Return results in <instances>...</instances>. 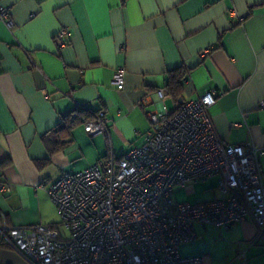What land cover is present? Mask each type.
I'll return each instance as SVG.
<instances>
[{"label": "crops", "instance_id": "obj_1", "mask_svg": "<svg viewBox=\"0 0 264 264\" xmlns=\"http://www.w3.org/2000/svg\"><path fill=\"white\" fill-rule=\"evenodd\" d=\"M0 6L9 7L12 20L11 26L0 20V183L9 187L0 191V224L55 225L49 183L140 146L152 128L146 112L161 106L155 90L166 91L169 72L179 67L187 74L179 97L164 99L168 110L214 88L220 95L209 113L218 136L231 144L250 140L264 151L258 106L264 0H0ZM61 27L69 33L60 48L53 36ZM118 67L125 69L122 89L112 82ZM81 105L84 114L104 110L107 134L84 131ZM259 169L264 178V153ZM209 188L206 201L218 195L215 184ZM196 231L180 245L181 256L264 264V234L251 217L221 232L200 224ZM0 264L28 262L1 242Z\"/></svg>", "mask_w": 264, "mask_h": 264}, {"label": "built area", "instance_id": "obj_2", "mask_svg": "<svg viewBox=\"0 0 264 264\" xmlns=\"http://www.w3.org/2000/svg\"><path fill=\"white\" fill-rule=\"evenodd\" d=\"M0 20L12 25L8 6H0ZM68 33L67 27L57 30V47L66 45ZM124 74V67L114 70L112 82L118 89L124 87ZM155 95L161 106L146 112L152 128L140 146L64 172L49 183L47 192L63 232L55 225L3 222L0 243L28 264H203L201 256L179 253L182 243L197 237V224L221 232L251 217L258 235L264 234V178L259 169L264 151L250 140L231 144L218 136L209 109L220 93L208 89L172 110L163 103L164 88H157ZM258 106L264 109V99ZM79 119L90 136L108 132L104 110ZM211 177L218 192L213 199L191 203L173 198L176 188ZM8 189L0 183V191ZM237 257L243 261L245 252L239 249Z\"/></svg>", "mask_w": 264, "mask_h": 264}, {"label": "rangeland", "instance_id": "obj_3", "mask_svg": "<svg viewBox=\"0 0 264 264\" xmlns=\"http://www.w3.org/2000/svg\"><path fill=\"white\" fill-rule=\"evenodd\" d=\"M214 184H215V179L208 178L204 182H198L197 185L194 187L193 191L191 192L185 191L183 189H178V190L175 189L173 196L177 200H181V201L183 200H187V201L205 200L206 201L212 195V191L210 190L209 187L213 186ZM55 227H57V229L60 232L64 231V227L61 225L59 217H58V220L56 221Z\"/></svg>", "mask_w": 264, "mask_h": 264}, {"label": "trees", "instance_id": "obj_4", "mask_svg": "<svg viewBox=\"0 0 264 264\" xmlns=\"http://www.w3.org/2000/svg\"><path fill=\"white\" fill-rule=\"evenodd\" d=\"M186 74L187 70L183 67H179L175 70L170 71L165 85L166 94L178 98L182 91V83L186 77ZM76 111L82 114L87 113L83 108H76Z\"/></svg>", "mask_w": 264, "mask_h": 264}]
</instances>
